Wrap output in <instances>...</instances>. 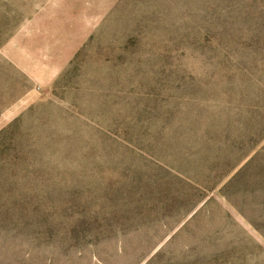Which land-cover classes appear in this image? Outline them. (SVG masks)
I'll return each mask as SVG.
<instances>
[{"label": "rangeland", "instance_id": "rangeland-1", "mask_svg": "<svg viewBox=\"0 0 264 264\" xmlns=\"http://www.w3.org/2000/svg\"><path fill=\"white\" fill-rule=\"evenodd\" d=\"M0 264H264V0H0Z\"/></svg>", "mask_w": 264, "mask_h": 264}]
</instances>
